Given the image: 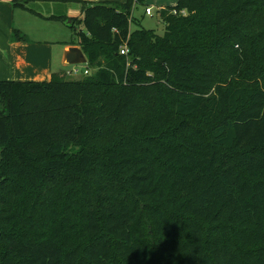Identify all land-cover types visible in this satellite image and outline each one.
<instances>
[{"label": "trees", "instance_id": "16d2710c", "mask_svg": "<svg viewBox=\"0 0 264 264\" xmlns=\"http://www.w3.org/2000/svg\"><path fill=\"white\" fill-rule=\"evenodd\" d=\"M64 1L95 70L0 80V264H264V0H178L163 34Z\"/></svg>", "mask_w": 264, "mask_h": 264}, {"label": "crops", "instance_id": "0c3cea01", "mask_svg": "<svg viewBox=\"0 0 264 264\" xmlns=\"http://www.w3.org/2000/svg\"><path fill=\"white\" fill-rule=\"evenodd\" d=\"M50 1L60 3L64 0H0V80H49L54 73H59L62 70L63 65L68 64L65 60L66 50L70 46L81 47L79 44L61 42V44L64 45L62 48L63 54H61L60 59H55L52 55L45 56L39 48L37 49L34 47V45L39 43L40 40L32 38L25 30L27 13L33 14L34 12L27 9L24 5L20 4V2H25L27 6L31 8V6H35L34 4H38L37 7H40L41 3ZM147 1L148 0H144L145 7H155L154 4H151ZM144 4H138L135 0L132 13H134L136 7L139 5L143 6ZM165 4V2L161 1L156 8L160 10L168 6H173ZM58 11L61 12L60 10H56L53 13ZM42 12L41 14L43 16L39 15V17H46L45 13H47V11ZM64 13L70 17L75 16L68 14L67 12Z\"/></svg>", "mask_w": 264, "mask_h": 264}, {"label": "rangeland", "instance_id": "374dc122", "mask_svg": "<svg viewBox=\"0 0 264 264\" xmlns=\"http://www.w3.org/2000/svg\"><path fill=\"white\" fill-rule=\"evenodd\" d=\"M165 2V5H175L177 0H148L147 2L154 4L153 15H147L145 12V4L139 5L134 10L133 16L140 21L142 28L154 29L158 34L164 33V22L160 18L159 10L156 8L159 2ZM60 2V1H58ZM31 6L33 14L27 13L25 30L28 35L36 40H40L39 43L35 44L34 47L39 48L41 52L46 56H54V58L60 59L62 53V48L64 44L61 42H77L78 33L80 31H85V27L82 19V13L80 10V4L78 1H62L60 3H55L53 1L43 2L40 4V7H37L38 4ZM42 7V8H41ZM42 11H47L46 17L40 18L39 15ZM60 10L61 12H55ZM63 11V12H62ZM67 12L68 14L75 15L79 20H77L73 27H70L64 23V21L59 19L51 18L54 14H63ZM32 13V12H31ZM44 13V12H42ZM43 16V15H42ZM133 29L135 25H132ZM63 65V64H62ZM60 66V65H59ZM58 66V67H59ZM81 70L87 67V64L80 63L77 65ZM57 67V68H58ZM75 65L66 64L62 66V70L59 72L61 75H65L67 79H79L83 77V73L79 75H67V70L73 69ZM94 68L90 69V73L94 72Z\"/></svg>", "mask_w": 264, "mask_h": 264}, {"label": "water", "instance_id": "95a60500", "mask_svg": "<svg viewBox=\"0 0 264 264\" xmlns=\"http://www.w3.org/2000/svg\"><path fill=\"white\" fill-rule=\"evenodd\" d=\"M65 60L68 64L88 63V59L83 49L79 46H70L65 53ZM1 114V106H0Z\"/></svg>", "mask_w": 264, "mask_h": 264}, {"label": "built area", "instance_id": "2783aa9c", "mask_svg": "<svg viewBox=\"0 0 264 264\" xmlns=\"http://www.w3.org/2000/svg\"><path fill=\"white\" fill-rule=\"evenodd\" d=\"M145 12H146V14L147 15H153V6H146L145 7ZM175 13H177L178 11H174ZM181 14H184V15H186L187 14V12H186V10H181V11H179ZM120 52H121V54H128V52H129V48H128V44H127V42H124V44L121 46V48H120ZM73 65H75V67L73 68V69H70V70H68L66 73H67V75H79L80 73H83V75H88V74H90V69L88 68V67H86V68H84L83 70H81L77 65L78 64H73Z\"/></svg>", "mask_w": 264, "mask_h": 264}]
</instances>
